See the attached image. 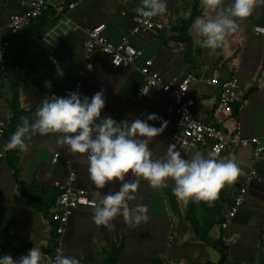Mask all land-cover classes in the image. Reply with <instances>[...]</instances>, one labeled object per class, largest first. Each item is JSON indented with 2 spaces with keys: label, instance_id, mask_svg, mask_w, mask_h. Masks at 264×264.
I'll use <instances>...</instances> for the list:
<instances>
[{
  "label": "crops",
  "instance_id": "obj_1",
  "mask_svg": "<svg viewBox=\"0 0 264 264\" xmlns=\"http://www.w3.org/2000/svg\"><path fill=\"white\" fill-rule=\"evenodd\" d=\"M19 1L0 0V41L8 38L9 17L20 11ZM140 2L79 0L78 5L67 14L76 28L57 25L60 18L49 21L50 27L29 46L30 51L36 54L44 51L45 59L40 61L42 70L39 79L35 77L39 72L36 71L37 64L33 63L30 78L18 88L19 106L24 111L19 124L24 118H34L45 96L59 94L72 84L77 71L83 66L82 44L87 36L86 30L105 24L109 40L119 42L132 26L133 6ZM194 2L182 0V6L175 8L176 0H167L169 12L163 19L171 24V32L164 31L158 37L132 38L133 43L143 50V56L136 65L143 66L147 59H151L153 71L165 80H180L191 72L209 77L221 62L223 78L235 72L244 93L251 89L244 107L240 111L237 106H233L230 112L218 111L217 89L202 81L193 82L189 94L196 97V117L225 129L232 128L237 119L243 135L264 134V34L254 32L255 26H264V5L257 6L249 17L239 21L240 29L229 36L231 56L219 54V50L210 56L207 49L200 48L198 52L192 24L188 29L192 40L190 47L171 39L173 26L189 18ZM230 3L231 0H224V6ZM198 5V16L215 15L203 8L201 0H198ZM53 59L62 69V77L57 75ZM92 62L94 69L84 82L83 95L91 97L103 90L105 107L101 110L102 116L111 115L117 121L131 124L134 119H144L147 114L155 113L161 119L149 121L150 124L160 127L164 121L167 122L160 135L150 139L138 137L148 139L153 159L165 158L169 146H174V150L185 159H190L198 150L207 154L206 147L180 146L174 125L175 113L165 91L155 88L138 99L136 91L142 84L143 76L136 68L112 69L108 57L99 51H95ZM5 74L0 76V85ZM45 81L51 82L50 89L45 87ZM9 101L5 108L0 107L1 118L9 119L11 116ZM57 135H36L27 141L28 150L21 152L18 162L21 180L26 183L35 181L40 189L54 187L55 180L66 176L64 158L69 157L77 169V184L89 191L96 205L104 195L119 191L122 183L136 184L132 193L135 199L127 203L130 207L147 205L149 216L146 222L130 225L122 215L117 214L106 227L94 223L95 206L80 207L67 223L63 254L76 257L81 264H105L111 247L122 243L117 264H219L221 254L217 245L220 244L225 252L222 264H264V180L253 181L261 185H255L257 189L253 195L247 190L245 201L233 222L227 228L220 225L231 203L232 190L245 182L251 166L250 148L228 149L219 157L225 160L234 158L240 174L236 181L220 190L216 200L184 202L173 194L172 180L167 181V187L154 189L147 180L131 172L125 175L123 181H113L102 189L96 188L88 172L87 154H70L66 145L62 148L57 143ZM54 153L59 154L56 160H53ZM257 168L264 177V160ZM52 225L49 213L45 215L35 210L33 204L20 194L13 170L5 158L0 159V256L8 254L16 259L36 246L42 252V264H50Z\"/></svg>",
  "mask_w": 264,
  "mask_h": 264
},
{
  "label": "clouds",
  "instance_id": "obj_2",
  "mask_svg": "<svg viewBox=\"0 0 264 264\" xmlns=\"http://www.w3.org/2000/svg\"><path fill=\"white\" fill-rule=\"evenodd\" d=\"M204 9L214 12V16H198L192 23L196 34L194 44L207 49L208 55L231 56L229 36L240 29L239 21L249 17L257 6L264 5V0H231L224 6V0H201ZM137 12L144 17H157L167 12V0H141ZM56 73L64 75L59 64ZM45 87L51 88V82L45 81ZM141 93H148L142 88ZM105 107L103 90L91 97L78 91L65 96L51 94L45 96L36 109L33 119L24 118L11 134L4 151L28 150V143L36 135L58 134L57 143L65 145L70 154H87L88 172L96 188L102 189L113 181H123L131 172L147 180L154 188L167 187V181L174 182L173 194L178 200L212 202L218 198L225 185L237 180L240 168L235 159H217V153L195 151L190 159H185L180 152L169 146L163 159H153L148 147V139L160 135L167 122L160 127L149 123L161 119L155 113L147 114L144 119L117 121L111 115H101ZM137 185L122 183L119 191L104 195L93 209L92 219L97 225L110 226V221L122 215L130 225H139L149 219L147 205L130 207L127 201L135 199L132 194ZM40 248L34 246L26 254L14 259L11 255L0 256V264H42ZM53 264H81L73 256L58 251Z\"/></svg>",
  "mask_w": 264,
  "mask_h": 264
},
{
  "label": "built area",
  "instance_id": "obj_3",
  "mask_svg": "<svg viewBox=\"0 0 264 264\" xmlns=\"http://www.w3.org/2000/svg\"><path fill=\"white\" fill-rule=\"evenodd\" d=\"M124 1V0H117ZM79 0H20V11L10 15L7 24L8 38L0 41V76L7 73L9 67L6 63V53L10 45V38L18 34L23 27L27 26L33 19L41 16L47 9L55 11L60 18L57 24H63L67 29L76 28L67 17L69 11L73 10ZM141 2L133 6L131 10L132 26L127 34L122 35L119 42L109 40L106 34L107 27L100 24L86 30V39L82 44L83 66L80 68L72 82L61 93H53L56 96H65L69 92L78 91L83 94V86L86 78L92 74L93 55L99 51L109 59L110 67L118 69L121 67H134L143 76L142 84L136 91L138 99L146 95L141 93L143 88L147 93L152 89L165 91L170 98L171 108L175 113V130L177 141L184 148L206 147L208 151L217 153V159L228 149L250 148L251 166L245 176L243 185L232 190L231 203L228 206L220 225L227 228L234 220L239 208L245 201L247 188L253 181H263L257 165L264 160V134L245 136L242 134L241 124L235 119L233 127L225 129L214 122H203L195 115L196 97L189 94L190 84L202 81L205 85L217 89L216 109L221 112H230L233 106L240 111L244 107V91L241 89L239 79L235 72L229 77L223 78L220 64L211 72L209 77H201L195 73H188L180 80H165L161 75L153 71V61L147 59L143 66H137V60L143 56V50L133 43V37H158L165 32H171V24L163 18L168 15L157 17H144L137 12ZM182 6V0H176L175 8ZM62 19V20H61ZM56 25V26H57ZM75 26V27H74ZM254 32L264 34V26H255ZM8 126V118L0 117V143ZM5 151L0 145V159L5 158ZM59 157L54 153L53 160ZM67 167L66 176L55 180L54 187L58 194L49 210V216L54 227L55 241L50 254V264L58 251L63 252V236L67 223L73 213L80 207L96 206L90 193L84 187L77 184V169L69 157L64 158Z\"/></svg>",
  "mask_w": 264,
  "mask_h": 264
},
{
  "label": "trees",
  "instance_id": "obj_4",
  "mask_svg": "<svg viewBox=\"0 0 264 264\" xmlns=\"http://www.w3.org/2000/svg\"><path fill=\"white\" fill-rule=\"evenodd\" d=\"M199 14L200 10L198 0H195L189 18L183 19L179 24L173 26L174 35H172L171 39L177 42L186 43L187 47H190L192 40L188 34V29ZM57 18L58 16L55 15L54 10L47 9L41 16L33 19L27 26L23 27L18 34L10 38V45L6 53V63L11 72V98L9 101L11 116L8 119L7 130L1 140L0 145L2 147L5 143H7L11 134L18 126L19 120L24 114V111L19 106L18 88L22 83L26 82L30 78V75L33 72L34 68L32 62H25L24 55L28 51L29 46L33 42V40L40 37L47 30V28L50 27L49 21L54 22ZM197 50L198 52H200V47H198ZM250 91L251 89L246 91V93L244 94L245 98ZM5 153V159L7 160L8 166L13 170V176L17 183L20 194L33 204L35 210L43 212L45 215H47L58 194V190L55 187L40 189L35 181L26 183L21 180L19 175L20 170L18 167L21 151H19L18 149H13L5 151ZM192 220L194 223L195 221L193 218ZM54 227L55 225L53 224L51 229V251L55 241ZM194 228L196 229V226H194ZM202 237L204 238V236ZM121 248L122 243L118 246L113 245L107 259L105 260V264H117ZM217 248L221 254V260L219 264H222V262L224 261L225 252L220 244L217 245Z\"/></svg>",
  "mask_w": 264,
  "mask_h": 264
},
{
  "label": "rangeland",
  "instance_id": "obj_5",
  "mask_svg": "<svg viewBox=\"0 0 264 264\" xmlns=\"http://www.w3.org/2000/svg\"><path fill=\"white\" fill-rule=\"evenodd\" d=\"M188 5H190V3ZM33 43H35V42H33ZM40 51L41 50L39 49V52ZM44 59H45L44 51L42 53L36 54L34 51H30V49H28V52L24 55L25 62H32V63L37 64L36 71H39V72H37V74H35V77L37 79H39L38 76H40V73H41L40 71L42 70V66L40 65V61H43ZM4 76L5 77L1 82L2 86L0 85V107H3V108L6 107L7 100L11 98V90H10L11 72H10V70ZM255 185H261V184L252 182V184H250L247 188V190L249 189L248 192H250L252 195L255 194V189H257V187H255Z\"/></svg>",
  "mask_w": 264,
  "mask_h": 264
}]
</instances>
